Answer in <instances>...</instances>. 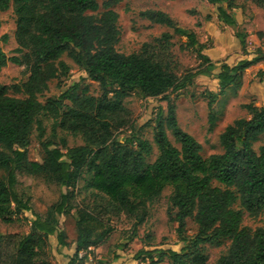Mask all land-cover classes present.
I'll return each instance as SVG.
<instances>
[{
    "label": "trees",
    "instance_id": "trees-1",
    "mask_svg": "<svg viewBox=\"0 0 264 264\" xmlns=\"http://www.w3.org/2000/svg\"><path fill=\"white\" fill-rule=\"evenodd\" d=\"M10 1L17 13L15 51L24 53V59L9 57L0 46V74L11 60L24 64L29 77L21 85L12 86L24 97L10 95V86L0 83V170L5 172L0 175V218L10 223L23 212H31L33 217L27 233L0 234V264H51L45 257L51 235L56 236L58 253L70 249L60 219L76 208L70 200L86 171L91 173L90 188L107 200L106 213L141 215L142 222L148 205L169 185L172 191L168 214L172 216L175 210L178 234L184 232L187 218L197 223L196 235L180 251L154 248L140 251L137 257L146 255L153 263L168 257L172 264H206L201 245L230 238L229 249L216 264H264V228L251 233L242 227L243 212L233 206L239 197L249 214L264 212V144L258 152L253 147L254 141L264 135V104H244L250 117L227 124L220 133L223 152L204 157L202 144L180 126L176 104L169 96L200 74L218 79L219 91L207 93L213 128L214 104L219 95L228 88L237 91L241 87L243 72L264 58L262 48L247 50V33L238 31L243 51L251 56L233 65L214 62L203 52L207 46L194 31L177 25L163 10L142 11V16L151 22L165 24L186 37L203 60L202 68L177 74L157 56L143 52L123 55L115 50L118 13L110 6L119 0L105 1L106 9L100 15L88 13L98 11V0H0V12L9 7ZM207 1L218 5L222 23L237 25L229 11L236 7L235 0ZM253 2L264 9V0ZM164 39L169 41V32L163 33ZM65 53L103 87L101 96L87 95L86 86L79 91L77 81L59 98L40 101L39 95L49 89L50 80L68 75L70 66L62 59ZM132 91L168 102L165 121L157 120L155 142L159 154L153 162L146 160L153 149L148 140L137 137L132 140L134 146L114 137V132L127 122L129 110L123 98ZM64 100L70 104L64 105ZM42 112L54 119V129L81 135L84 143L68 146L65 138H61V144L48 140L43 143V161L30 160L31 131ZM167 127L180 147L171 142ZM27 168L43 171L49 180L66 188L45 214L35 211L30 199L18 192L17 173ZM213 180L223 187L213 185ZM95 210L91 205L77 209L74 251L64 253L68 264H87L90 247H98L106 240L110 229L96 231ZM81 251L83 256L79 255ZM98 264L113 263L101 259Z\"/></svg>",
    "mask_w": 264,
    "mask_h": 264
},
{
    "label": "rangeland",
    "instance_id": "rangeland-1",
    "mask_svg": "<svg viewBox=\"0 0 264 264\" xmlns=\"http://www.w3.org/2000/svg\"><path fill=\"white\" fill-rule=\"evenodd\" d=\"M98 1L100 4L98 11H88V13L100 15L106 9L104 2L108 0ZM235 3V10L242 11V23L230 26L228 29L221 22H213L209 28L212 34L210 35L207 30L202 29V23L210 21L212 17L210 13L216 12L218 5L211 4L207 0H119L110 6L118 13L116 24L118 39L114 44L115 50L123 55L143 52L157 56L169 70L177 74L202 68L204 66L203 60L194 48L188 45L189 40L186 37L176 33L172 27L151 22L141 14L142 11L148 9H159L167 12L177 25L187 30H195L199 41L205 43L209 48H217L222 40L227 41L228 38H231L230 31L233 36L240 31L247 33V50L255 51L256 48L260 47L264 51V9L258 7L253 0H235ZM232 13L234 14V12ZM16 20V6L13 1H10L9 7L0 12V46L9 57L19 56L24 59V53L15 51L18 46ZM165 32L170 33L169 41L162 40V35ZM4 36H6V39L3 38ZM246 52L242 49L234 51L222 61L232 65L242 57L251 56L245 54ZM62 59L70 66V71L67 76L50 80L49 89L39 95L41 102L46 103L49 100L59 98L67 87L77 81H80L79 91L86 86L88 88L87 95L101 96L103 94V87L97 81L89 78L86 71L81 69L70 55L65 53ZM212 59L214 62L216 61V59ZM263 70L264 61L252 67L236 97H232V93H229V96L228 94L219 95L218 101L214 104L216 120L213 128L210 127V111L207 104L208 90H212L215 87L214 84H216L212 83L213 77L198 75L197 79L193 78L183 89L169 94L176 104L180 126L202 144L201 154L204 157L223 152L220 133L227 124L237 118L250 117L247 109L243 107L244 104L249 102H253L257 106L264 104ZM28 77L29 72H27L24 64H17L10 60L1 71L0 83L10 86V95L24 97L25 94L22 91H16L12 86L14 84L21 85ZM217 88L216 92L219 91V84H217ZM222 100H226L224 105L219 104ZM63 102L64 105L70 104L67 100ZM123 102L129 110L128 114L126 113L127 122L114 132V137L122 143L128 142L134 146L136 144L132 140L137 137L148 140L152 143L153 149L151 154L146 156V160L153 162L159 154L155 142L156 124L158 118L165 121L168 102L161 97H145L139 91L129 92L123 98ZM36 119L37 121L32 127L31 142L28 147L30 160L43 161L45 157L43 143L48 140L61 144V138H65L68 146L84 143L81 135L70 134L58 127L54 129L55 121L47 113H40ZM166 130L171 142L180 147V143L175 139L172 130L168 127ZM263 144L264 135H261L254 141L253 147L258 152ZM0 175L4 176L5 172L0 170ZM90 177L91 173L86 171L74 188L75 196L71 197L70 200L76 208L72 209L70 214L61 216L60 219V228L65 231L72 252L78 234L76 226L78 208H86L88 205L94 206L98 218L97 221H93L96 231L101 232L110 229L106 240L101 245L90 247L91 253L87 264H98V260L101 259L114 264H122L129 258L137 260L136 262L130 261L133 264H172L168 257H165L161 262L153 263L146 255L140 257H137V255L142 250L154 248L180 251L196 235L198 225L193 218H187L185 230L179 235L177 231L178 222L173 219L175 210L172 216L168 214V197L171 194L172 186H166L159 198L148 205L144 219L140 222L141 215L121 213L116 216L112 213H106L104 210L106 209L107 200L102 199L101 195H96L90 188ZM17 179L19 194L24 199L29 198L34 210L41 214H45L54 203L60 200L61 194L66 191L65 187L49 180L43 171L33 170L32 168L19 171ZM213 185L223 187L216 180H213ZM233 206L243 212L242 227L247 228L251 233L258 228H264L263 211L255 215L249 214L242 208L239 197ZM32 217L31 212H23L10 223L4 222L0 218V234L27 233ZM53 238L46 250L45 257L51 264H65L67 256L64 253L65 250L70 251V249H64L63 253H58ZM230 244V238H222L214 243L202 244V249L207 256L206 264H216L219 257L227 252Z\"/></svg>",
    "mask_w": 264,
    "mask_h": 264
},
{
    "label": "crops",
    "instance_id": "crops-1",
    "mask_svg": "<svg viewBox=\"0 0 264 264\" xmlns=\"http://www.w3.org/2000/svg\"><path fill=\"white\" fill-rule=\"evenodd\" d=\"M235 8L236 7H234L233 9H231V10H229L230 12H234V16H235V18H236V21H237V24L238 23H242V21H243V18H242V11H237V10H235ZM200 11V10H199ZM198 11V12H199ZM202 14H204L203 12H202ZM211 15H212V17H211V19H210V21H207V22H203L202 24V29H205V30H207L208 31V34H210V35H212L211 34V30H209V28H210V24L211 23H213V22H221L219 19H218V10H216V12H212V13H210ZM205 15V14H204ZM203 16V15H202ZM202 22V21H201ZM222 23V22H221ZM222 24H224V23H222ZM224 25H226V24H224ZM226 27L228 28V27H230V25H226ZM229 29V28H228ZM190 31H194L195 33H196V31L195 30H190ZM230 33H231V38H228V40L226 41V40H222L221 42H220V45L217 47V48H209V47H207V48H205L204 49V53L205 54H207L211 59L212 58H214V59H216V61L215 62H219V61H222L223 59H225L228 55H230V53H232V52H234V51H240L241 49H242V45H241V42H240V39L235 35V36H233L232 35V32L230 31ZM226 41V42H225ZM201 42V41H200ZM223 42V43H222ZM203 43V42H202ZM243 50V49H242ZM242 52V51H241ZM243 56V55H242ZM242 58H244V57H242ZM241 58V59H242ZM213 60V59H212ZM214 61V60H213ZM264 61V58L262 59V60H260L259 62H257V63H255V64H253V65H251L250 67H248L244 72H243V79H242V85H241V87L239 88V89H241L242 88V86H243V83H245V79H246V75H248V72L252 69V67H254V66H256V65H259L261 62H263ZM235 64V63H234ZM233 65V64H232ZM200 75H204V74H200ZM260 75V74H259ZM263 78H262V82H263V86H264V70H263ZM208 76V75H207ZM201 77H203V76H201ZM196 79H197V76L195 77ZM257 79H261V78H257ZM212 83H216V84H214L215 85V87L214 88H212V90H210V91H217V84H219V82H218V79H215L214 78V80H213V82ZM239 89L237 90V91H234L232 88H228L227 90H226V92L223 94V95H227L228 94V96H229V93H232V97H236L237 95H238V91H239ZM219 99V98H218ZM227 100V99H226ZM226 100H222V101H220V103L219 104H225L226 103ZM218 101V100H217ZM262 106V105H261ZM53 237H55V238H53ZM53 238V241H55V244L54 245H56V236H54V235H51L50 237H49V239H50V242H51V239ZM55 239V240H54ZM73 250H74V248H73ZM66 252H72V248L70 249V251L69 250H66ZM66 261H65V264H68V257H67V259H65ZM130 261H132V262H136L137 260L136 259H133V258H129L128 260H126L125 261V263L123 262L122 264H133L132 262H130ZM114 264V263H113Z\"/></svg>",
    "mask_w": 264,
    "mask_h": 264
},
{
    "label": "built area",
    "instance_id": "built-area-1",
    "mask_svg": "<svg viewBox=\"0 0 264 264\" xmlns=\"http://www.w3.org/2000/svg\"><path fill=\"white\" fill-rule=\"evenodd\" d=\"M85 253L83 251L79 252L80 256H83Z\"/></svg>",
    "mask_w": 264,
    "mask_h": 264
}]
</instances>
